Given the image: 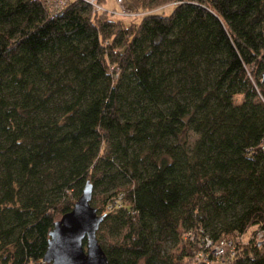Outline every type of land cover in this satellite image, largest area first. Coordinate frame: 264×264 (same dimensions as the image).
<instances>
[{
  "label": "trees",
  "instance_id": "obj_1",
  "mask_svg": "<svg viewBox=\"0 0 264 264\" xmlns=\"http://www.w3.org/2000/svg\"><path fill=\"white\" fill-rule=\"evenodd\" d=\"M124 3L144 14L0 0V264H48L87 181L107 264H199L201 238L264 228V0Z\"/></svg>",
  "mask_w": 264,
  "mask_h": 264
},
{
  "label": "water",
  "instance_id": "obj_2",
  "mask_svg": "<svg viewBox=\"0 0 264 264\" xmlns=\"http://www.w3.org/2000/svg\"><path fill=\"white\" fill-rule=\"evenodd\" d=\"M92 185L87 181L69 211L49 231L42 260L48 264H107L96 230L103 216L91 206ZM86 240V246L82 244Z\"/></svg>",
  "mask_w": 264,
  "mask_h": 264
},
{
  "label": "built area",
  "instance_id": "obj_3",
  "mask_svg": "<svg viewBox=\"0 0 264 264\" xmlns=\"http://www.w3.org/2000/svg\"><path fill=\"white\" fill-rule=\"evenodd\" d=\"M74 0H42L44 8L48 13H56L65 8ZM87 4L92 12H105L112 17L137 18L144 12L128 9L124 0H114L118 9L107 8L99 0H80ZM249 241L258 242L264 251V228H256L245 235L233 238H220L212 241L209 238H201L196 244V261L199 264H233L237 257V246L248 245Z\"/></svg>",
  "mask_w": 264,
  "mask_h": 264
},
{
  "label": "rangeland",
  "instance_id": "obj_4",
  "mask_svg": "<svg viewBox=\"0 0 264 264\" xmlns=\"http://www.w3.org/2000/svg\"><path fill=\"white\" fill-rule=\"evenodd\" d=\"M109 6V7H108ZM107 7L108 8H115V9H118V6L114 3L113 0H108L107 2ZM159 14H162V15H168L171 11V6L167 5L159 10H157ZM126 22V21H125ZM118 180V181H117ZM124 179L122 178H118L116 179V182H123ZM108 191L112 190L113 188L108 187ZM104 189L103 187H99V188H93L92 190V196H91V201L90 203L93 205L94 208H97L99 203H100V200L97 199L95 197V195H100V194H103L102 191L104 192ZM98 213V212H97ZM99 214V213H98ZM164 250L165 251H168V252H172V253H177L179 251V244L178 243H175L174 241L172 240H169L167 239L164 243Z\"/></svg>",
  "mask_w": 264,
  "mask_h": 264
},
{
  "label": "crops",
  "instance_id": "obj_5",
  "mask_svg": "<svg viewBox=\"0 0 264 264\" xmlns=\"http://www.w3.org/2000/svg\"><path fill=\"white\" fill-rule=\"evenodd\" d=\"M114 1V0H113ZM107 2H108V0H101V3L105 6V7H107ZM109 7V6H108ZM107 7V8H108Z\"/></svg>",
  "mask_w": 264,
  "mask_h": 264
}]
</instances>
